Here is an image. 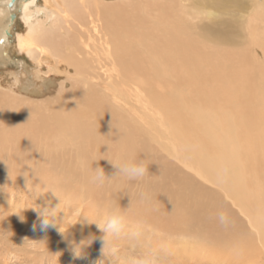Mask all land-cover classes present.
I'll return each mask as SVG.
<instances>
[{
    "label": "bare ground",
    "instance_id": "1",
    "mask_svg": "<svg viewBox=\"0 0 264 264\" xmlns=\"http://www.w3.org/2000/svg\"><path fill=\"white\" fill-rule=\"evenodd\" d=\"M8 1L0 66L10 61ZM37 6H25L12 50L21 58L15 87L27 98L0 92L2 192L44 197V214L83 208L71 237L92 239L87 255L98 247L93 229L120 212L127 223L115 237L124 243L134 232L164 235L198 263L264 264V0ZM141 160L149 174L136 197L139 180L115 176L109 161ZM97 167L110 179L103 186L92 182Z\"/></svg>",
    "mask_w": 264,
    "mask_h": 264
},
{
    "label": "rangeland",
    "instance_id": "2",
    "mask_svg": "<svg viewBox=\"0 0 264 264\" xmlns=\"http://www.w3.org/2000/svg\"><path fill=\"white\" fill-rule=\"evenodd\" d=\"M34 1L38 3L37 8H41L45 0ZM104 1H107L109 3H116L120 0ZM30 2L31 0H9L7 3L6 8L8 10V19L5 31L7 32L6 37L10 42V61L6 65L0 66V92H10L11 95L21 99L27 98V95H25L24 89L20 90L19 88L15 87V84H17V79L14 78L13 74L15 70L17 71L16 64L21 58L18 57V55L14 52H12V50L15 46L16 34L23 31L24 22L22 17L24 8ZM256 55L257 54L255 53L254 56ZM257 56L258 61L260 62L261 60L260 63L262 64L264 62V58L260 51L258 52ZM29 63L31 64L30 61ZM44 71H46V68L44 69ZM159 134L163 136V142L166 141L168 144H170V140L168 139V137H166V134L163 135V133L161 132H159ZM108 172L109 174L110 172L113 173L111 168H109ZM139 184L142 186L146 185V180H144L143 178L138 181V184H134L132 186L131 191L132 193H135L133 195L136 197L140 196ZM1 200H4L6 203L4 206L0 205V264H132V262L139 255L146 251H155L157 253L156 264L212 263L207 262L208 260H202L201 263H198L195 260H188L184 257L181 258V252L178 251L176 254L175 252L179 249V243L183 242L171 241L170 243H166V238L164 235L155 236L152 239L141 238L139 240H136L135 235L133 234L132 237H134V239L127 243L123 242V237H120L118 240L116 239V237H114L115 241L112 242V240L110 239V243L116 248V251L113 253L109 249H106L104 255L102 254V252L101 254H97V250L102 251V237L105 236V233L98 228V225L95 227V229H93V233L99 234L97 236L98 242L95 243V245L98 246L96 251L94 250V252H92L90 255H87L89 252H86L84 250L83 257L74 258L71 251V245L73 242L79 244L83 239L72 238L71 235L72 232L78 226H80L82 219L84 218V214L82 213L83 208H66L65 210H60V212L57 211L58 221L61 223L63 222L60 225V233L54 228H49L44 231L40 229V223L42 218L44 217V212H41V210L43 209L42 203L44 202V197H35V199L33 200L29 197L28 199L24 198V196H20L18 198H9L8 191L3 193L2 186L0 185V201ZM22 200H25L23 202V205L25 207L22 206ZM16 201V204L13 203ZM28 203L34 205V207L36 208H30L27 205ZM14 206H17V209ZM5 213L8 215H6ZM21 216L23 217V220L20 219ZM9 220H11V222H9ZM16 225L17 227H15ZM34 225L36 226L35 231L33 230ZM4 228L9 229L5 230ZM51 235L53 240L51 241L52 243H50L49 246L51 244H54L55 242L57 244H61V247L59 248V250H57V252L49 251V246L45 248L43 247V245L46 243L45 240Z\"/></svg>",
    "mask_w": 264,
    "mask_h": 264
},
{
    "label": "clouds",
    "instance_id": "3",
    "mask_svg": "<svg viewBox=\"0 0 264 264\" xmlns=\"http://www.w3.org/2000/svg\"><path fill=\"white\" fill-rule=\"evenodd\" d=\"M118 171L115 176H124L129 180H141L146 175L149 174V165L141 160L138 163L132 162H121L113 164L109 161ZM110 180L103 170V168L97 167L94 170V175L92 177V182L98 186H103L106 181ZM142 198L147 199V194H141ZM219 222L222 225H227L229 223V217L227 214L220 212L217 216ZM23 220V217H20ZM63 223V222H62ZM57 219V209L51 212H46L40 223V229L42 231L49 228H54L61 233L60 225L62 224ZM126 217L120 212H112L108 214L103 221V224H97L98 228L105 233L102 237V254L104 255L105 250L109 249L111 252H115L116 248L111 245L109 238L118 236L126 227ZM33 230H36V226H33ZM137 235L138 232H134ZM92 243V239L81 241L79 244L72 243L71 251L74 258H81L84 255V248ZM157 253L155 251H146L139 255L132 264H156Z\"/></svg>",
    "mask_w": 264,
    "mask_h": 264
},
{
    "label": "snow or ice",
    "instance_id": "4",
    "mask_svg": "<svg viewBox=\"0 0 264 264\" xmlns=\"http://www.w3.org/2000/svg\"><path fill=\"white\" fill-rule=\"evenodd\" d=\"M0 43H3V41H0Z\"/></svg>",
    "mask_w": 264,
    "mask_h": 264
}]
</instances>
